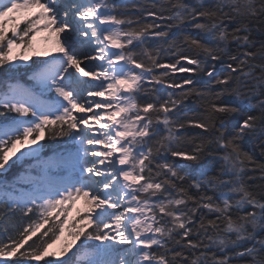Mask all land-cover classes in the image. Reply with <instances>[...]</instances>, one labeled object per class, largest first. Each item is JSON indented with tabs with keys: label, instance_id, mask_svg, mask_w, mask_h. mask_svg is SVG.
Returning a JSON list of instances; mask_svg holds the SVG:
<instances>
[{
	"label": "snow or ice",
	"instance_id": "obj_1",
	"mask_svg": "<svg viewBox=\"0 0 264 264\" xmlns=\"http://www.w3.org/2000/svg\"><path fill=\"white\" fill-rule=\"evenodd\" d=\"M0 68V257L264 264V0H0Z\"/></svg>",
	"mask_w": 264,
	"mask_h": 264
},
{
	"label": "trees",
	"instance_id": "obj_2",
	"mask_svg": "<svg viewBox=\"0 0 264 264\" xmlns=\"http://www.w3.org/2000/svg\"><path fill=\"white\" fill-rule=\"evenodd\" d=\"M158 2H159V0H158ZM3 75H4V68H0V78H2ZM184 75H187V74H177V79L180 76H184ZM169 91H171V90H169ZM176 91L178 92L179 90H176ZM189 107L190 108H195L196 105L194 103H192L191 101H189ZM252 114L256 115L258 113L254 111ZM4 119H5L4 116H0V121H3ZM230 119H231V123L235 122L234 118H230ZM231 123L229 125V129H228L229 131L231 130ZM192 131L193 130H190L189 134H191ZM55 140H49V139H45L44 140V144L45 145H50V148L49 147L45 148L46 151L51 152L53 149H55L54 147H52V146L55 145V144H52V142H54ZM251 143H252L251 138H247L245 143H244V147H245L246 150L250 149ZM258 159H260V158L258 157ZM255 190L259 191L260 189L257 188ZM0 211H2L4 213H7V209L3 208L2 206H0ZM212 218H214V217H212ZM21 225H22V221H21V218H20V214L17 213L15 216H9L5 221L0 222V229H2L3 227L7 226L9 228L8 235H11V236L15 237V235L17 233V230L21 227ZM0 240H4L5 242H7V236L4 235L2 231H0ZM10 264H16V261L14 263H10ZM42 264H46V263H42Z\"/></svg>",
	"mask_w": 264,
	"mask_h": 264
},
{
	"label": "rangeland",
	"instance_id": "obj_3",
	"mask_svg": "<svg viewBox=\"0 0 264 264\" xmlns=\"http://www.w3.org/2000/svg\"><path fill=\"white\" fill-rule=\"evenodd\" d=\"M22 26L23 25H21V27ZM46 34H48V33H46V32L45 33H41L37 37V50H39V51L46 50L45 48H42L40 46L46 47L47 45H49V44H45L43 42V38L45 37ZM9 35H10V33H9ZM33 59H37V58L34 57ZM23 79H26V77H24ZM66 142H68V138L67 137L56 138V140L54 142H52V144H55L52 147H54L55 149L59 148V147H63V146H65ZM42 143H43V141H42ZM45 150H44V152H45ZM14 169H16V168H14ZM15 172H16V170L9 172L8 173V178L11 179L13 173H15ZM83 209L84 208L76 202L75 207L71 209L72 217L75 219L77 217V210H83ZM81 214H82V212H81ZM65 238H67V237H65ZM59 248H60V243L58 242L57 247L56 248H51V249H49V251L59 253ZM52 259H55V258L54 257H45L43 260L33 261L32 264L46 263L47 260H52ZM16 260H17L16 257H11V258L10 257H0V264H10V263H14Z\"/></svg>",
	"mask_w": 264,
	"mask_h": 264
},
{
	"label": "bare ground",
	"instance_id": "obj_4",
	"mask_svg": "<svg viewBox=\"0 0 264 264\" xmlns=\"http://www.w3.org/2000/svg\"><path fill=\"white\" fill-rule=\"evenodd\" d=\"M47 35H48V34H46L45 37H46ZM40 47L45 48V49H50V48H51V45L49 44V45H47L46 47H43V46H40ZM113 51H115V49H113ZM97 99H103V98H97ZM17 154H18V153H17ZM10 155H11V154H10ZM77 203H78L79 205H81L83 208H85V204H84V201H83V200L77 201ZM57 245H58V243H57L56 245H53L52 248H56ZM119 247H120L121 249H124V248H127L128 245H126V244H124V245H119Z\"/></svg>",
	"mask_w": 264,
	"mask_h": 264
}]
</instances>
